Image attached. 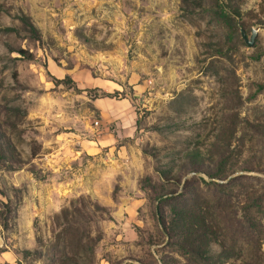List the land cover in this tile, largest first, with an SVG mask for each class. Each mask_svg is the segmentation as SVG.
Returning a JSON list of instances; mask_svg holds the SVG:
<instances>
[{"label":"rangeland","instance_id":"rangeland-1","mask_svg":"<svg viewBox=\"0 0 264 264\" xmlns=\"http://www.w3.org/2000/svg\"><path fill=\"white\" fill-rule=\"evenodd\" d=\"M0 264H264V0H0Z\"/></svg>","mask_w":264,"mask_h":264},{"label":"trees","instance_id":"trees-1","mask_svg":"<svg viewBox=\"0 0 264 264\" xmlns=\"http://www.w3.org/2000/svg\"><path fill=\"white\" fill-rule=\"evenodd\" d=\"M20 20L22 22V25H23L24 29L27 32H29L31 35L39 36V38H40L39 28L35 25V23L33 22L32 18H31V16H29L27 14H23V15L20 16ZM5 28L11 29L12 27H5ZM164 172L162 173V177L167 178V179L173 178V175H170V174H168L166 172L164 173ZM210 175L212 177H214V176L220 175V174L212 172V173H210ZM169 177H171V178H169ZM192 219H193V217H192Z\"/></svg>","mask_w":264,"mask_h":264},{"label":"water","instance_id":"water-1","mask_svg":"<svg viewBox=\"0 0 264 264\" xmlns=\"http://www.w3.org/2000/svg\"><path fill=\"white\" fill-rule=\"evenodd\" d=\"M257 33L258 31L256 29H252L251 34L247 35L246 31L244 29L242 30V36L249 46H253L255 44Z\"/></svg>","mask_w":264,"mask_h":264}]
</instances>
